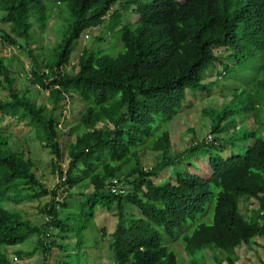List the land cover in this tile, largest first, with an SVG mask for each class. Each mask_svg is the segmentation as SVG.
<instances>
[{"label":"trees","instance_id":"trees-1","mask_svg":"<svg viewBox=\"0 0 264 264\" xmlns=\"http://www.w3.org/2000/svg\"><path fill=\"white\" fill-rule=\"evenodd\" d=\"M0 11V23L10 27L6 31L0 25V43L28 52L33 64L28 82L35 86L20 93L11 68L16 56H0V87L9 94L0 99V119L28 118L32 129L44 135L39 142L50 150L52 172L58 174L57 185L48 188L33 171L30 155L0 136V249L37 235L33 252L43 254V264L55 247L66 253V261L58 264H69L72 245L82 247L83 232L103 202L118 218L109 234L115 264H178L159 227L176 238L177 230L207 212L206 203H214L215 197L213 223L201 222L185 235V250L193 254L211 245L232 253L228 264H240L235 249L264 236V136L244 132L241 140L253 139L244 155L225 157L216 133L226 129L221 125L227 112L213 118L212 142H199L190 130L191 138L181 146L169 123L185 105L191 106L189 92L212 93L232 64L241 65L256 46H264V0H0ZM66 12L72 20L61 31L54 57L42 63L35 35L48 28L55 14ZM101 26L98 45L85 47L69 68L77 40L87 29ZM107 34L112 38L104 47ZM116 34L123 49L105 52L113 48ZM212 66H219L215 80L205 83L203 74ZM43 90L49 92L47 101L38 104ZM75 99L84 105L78 119L71 108ZM212 109H203L210 121ZM188 133L183 129L179 134L185 139ZM146 151L158 156L153 166L140 161ZM200 154L209 159V179L191 171L200 165L193 159ZM169 166L176 179L158 182ZM79 185L92 187V192H80L75 201L66 186ZM23 196L51 197L40 207L41 226L20 209L5 206ZM242 198L256 199L260 210L247 218ZM130 206L142 215L128 213ZM12 263L0 251V264Z\"/></svg>","mask_w":264,"mask_h":264},{"label":"rangeland","instance_id":"rangeland-1","mask_svg":"<svg viewBox=\"0 0 264 264\" xmlns=\"http://www.w3.org/2000/svg\"><path fill=\"white\" fill-rule=\"evenodd\" d=\"M62 11H67V9L65 8ZM3 14L4 11H0V18ZM71 20L72 18L69 12H66L60 16L55 14L51 18L48 28L43 32H38V34L35 35L37 38V40L34 42L36 50L35 53L38 55L39 60L42 63L44 61L50 60L51 56L52 58L54 57L53 53L55 51V46L60 42L61 35L66 30V28H68ZM0 25L4 30H10L8 24L0 23ZM102 28L103 27L101 26L97 29L91 30V38L88 40H85L83 37L77 40L73 51L74 54L72 53L71 59L72 62H74L72 64L75 65V63H77V57L82 53L85 47L98 45L99 41L96 39V35L100 33ZM106 36H108V38L102 44L104 47L108 45V42H110V39L112 38V35L107 34ZM112 47L113 48L111 50H103L105 52L118 53L121 49H123L124 46L119 34H116V36L113 37ZM256 48L258 50L254 53V55L248 60L242 62L241 65L232 64L228 75L224 77L222 81L216 82L211 88V91H213L212 93L206 94L199 92H189L188 100L192 103L191 106L185 105L180 111L179 115L176 116L177 119H175V123L179 124L178 128L181 126L184 130L187 129L189 135H191L190 130H193L196 134V139L201 141L206 137L207 132L211 130L210 125L213 121V118L218 120V118L223 115V112H227L229 116L221 125L226 128L224 131H222L224 133H216L218 136H220L222 143L225 145L224 146L222 144V154L225 157H229L230 153L244 155L246 148L253 142L252 137L247 138V140L240 139L244 132H252L255 130L256 135L264 136L262 133V129L264 127V46H256ZM57 51H59V49H56V52ZM2 55L6 57L16 56L15 60L12 62L11 68L13 77L15 78V87L17 90L22 93L27 89L34 88L35 86H32L28 82L31 68L33 66L28 52L17 47H9L0 43V56ZM218 67L219 66H212L206 70L203 74V82H208L211 77L214 81V75L217 73ZM219 91H221L223 96H227L223 97L219 95ZM48 94V91H41L37 97L38 104L46 103ZM8 97V92L0 87V99ZM224 98L229 100L222 101ZM73 104L74 119H78L81 115V112L84 110V105L79 99H75ZM206 106H211L213 108L210 111L212 113L211 121L210 118L206 117L203 113V109ZM191 113L192 117L190 116ZM180 119L189 120L190 125L185 127V122H183V120L178 123ZM28 120V118L18 120L14 117H6L3 120L0 119V136L6 139L12 147H16V149L19 151L28 153V156L30 155L31 159L36 165V169H33V171H36L38 177L44 181L48 188L55 187L58 183V174H54L52 172L50 162L51 152L49 149L44 148L39 142L41 141L39 138L44 139L45 137L43 134L38 135L36 128L33 127L32 129V126L28 124ZM178 132L179 129H175L173 131V135L176 134L175 141L176 143L181 144V146H184L189 138L187 137L182 139ZM72 140L75 139L72 137ZM139 156L140 161L142 158V162L145 166H153L158 161V156L154 155L150 151H146L143 156ZM66 157H68V154ZM193 159L200 160L199 171H202L201 175L207 179L211 178L212 170L209 164L206 163V161H208L207 155L205 156V154H200L199 156H195ZM170 167L171 166H169L165 170L166 172L161 175V178H165H162V180L160 178L156 179L158 182H165L164 180L175 179L172 176ZM167 174L168 177H170L169 179L166 178ZM67 188L69 189V194H73V199L75 201L79 200L80 192L89 194L92 191V187L86 188V186L80 185L74 187L66 186V189ZM25 193L28 192L26 191ZM69 194L68 192L66 193L65 190V196H68ZM50 198V196H41L24 200L23 196L21 197L22 200L19 202L13 200L11 202H6L5 206L9 209H20L26 213V215L33 221L35 225L41 226L44 221V215L40 212V207L44 206L45 203L50 200ZM213 201L214 203L211 202L212 205H210L211 203H209V201L206 203V205L209 207L207 212L197 215L195 220H188V222L185 223L182 228L177 230V239L167 236L164 228L159 227V231L163 234L164 243L169 245V247L179 256L178 264H217L218 262L221 264H228L227 257L233 256L232 253L211 245L205 246L202 250L194 251L193 254H187L185 251L183 245L184 236L193 233L198 224L201 222H206L209 224L213 223L215 197L213 198ZM73 202L74 201H72V203ZM67 205L68 211H71V205L69 203H67ZM250 209L252 208H249L248 205H244L242 207V211L246 213L248 217L251 213ZM126 211L128 213L132 212L137 216L142 215L141 211L135 206H130ZM114 212L115 209L108 210V205L100 202L96 208L93 219L89 222L88 227L83 232L82 247L78 248L75 245H72V250H70V252H72V260L69 264H113V261L111 260L112 254L110 247L112 237L109 236V234L115 230L118 224V218L116 215H114ZM204 216H206V218H203ZM69 224L73 225V222H70ZM103 230H106V233H108L107 237L104 236ZM37 237V235H34L23 244L5 246L2 248V250L0 249V251L1 253L8 255L10 260L12 258L16 264H43V254L41 252H33V247L36 244ZM69 241L70 243L73 242L71 239ZM105 246L106 248H104ZM258 247L260 248L259 251L258 248L252 246V250H254L257 260L260 256L264 257V243H260V245L258 243ZM102 249H104L106 252L107 257H95L94 254L90 256L92 252L98 253ZM18 250L21 252V256H19L18 253H15ZM30 252L32 254L28 255ZM65 254V252H61L55 247L48 256L46 264H58L59 262L66 261ZM15 256L18 257V261L14 260ZM91 257L95 259L99 258L101 259V262H91ZM14 262L12 264H15ZM257 263L258 262H255L252 260V258L246 256L245 254H243L240 262V264Z\"/></svg>","mask_w":264,"mask_h":264},{"label":"clouds","instance_id":"clouds-1","mask_svg":"<svg viewBox=\"0 0 264 264\" xmlns=\"http://www.w3.org/2000/svg\"><path fill=\"white\" fill-rule=\"evenodd\" d=\"M94 29H97V28H91V29H87L83 34H82V37L85 39V40H88V39H90L91 38V35H90V31L91 30H94ZM77 62H78V59H77ZM72 63H74V62H72V59H71V63H70V66H69V68H71L72 66H74V64H72ZM77 63H75V65H76ZM71 108H73V107H71ZM183 109V108H182ZM181 109V110H182ZM180 110V111H181ZM180 113V112H179ZM182 114V113H181ZM179 115V114H178ZM176 118V117H175ZM60 125H61V123H60ZM61 128V127H60ZM210 128H211V125H210ZM178 133H180V132H178ZM171 134V133H170ZM209 136H212L213 137V135H212V131L210 130V131H208L207 132V134H206V137L203 139V140H201V141H199V142H212V139H209ZM187 137L190 139L191 138V135H187ZM66 145L67 144H65V146L63 147V150H64V152H65V155H67V149H66ZM230 155H231V153H230ZM208 159V158H207ZM209 160V159H208ZM65 162H63V166L64 167H66L68 164H69V157H66L65 156V160H64ZM206 163H208L209 164V161H206ZM210 166V165H209ZM198 167L197 166H195L193 169H191V171L192 172H194V173H196L197 174V172H200V171H195L194 169H197ZM212 174H213V171H212ZM172 176H173V174H172ZM201 176V175H200ZM174 177V176H173ZM203 177V176H202ZM166 178H170V177H168V174L166 175ZM175 178V177H174ZM203 178H205V177H203ZM161 180H162V178H160ZM176 179V178H175ZM175 179H172L173 181L175 180ZM207 179V178H206ZM165 181V180H164ZM161 182H163V181H161ZM92 192V191H91ZM90 192V193H91ZM111 192H113L112 191V189H111ZM114 193V192H113ZM242 204V205H241ZM244 205H248V207L249 208H252V209H250L251 210V213H250V215H249V217L247 216V214H246V216H247V218H250L251 216H252V214H253V210H260V206H259V203H258V201L256 200V199H254V198H242L241 199V203H240V208H241V211H242V207L244 206ZM243 212V211H242ZM244 213V212H243ZM260 214L261 215H263L264 214V212L263 211H260ZM110 236V235H109ZM107 237V236H106ZM264 236H262V237H260V235H259V237L258 236H256V237H254V238H252L251 239V241L248 243V244H246V243H244L241 247H238V248H236L235 249V252L236 251H238V249L239 248H245V250H247L248 249V247L252 250V246L253 247H256V248H258V251L260 250V248L258 247V243H259V245H260V243H264V238H263ZM255 239H257V240H255ZM263 239V240H262ZM259 240H260V242H259ZM70 242V241H69ZM252 244V245H251ZM106 245V244H105ZM184 245V244H183ZM185 248V247H184ZM186 251V250H185ZM252 251H254V250H252ZM18 252H20L19 250L17 251V252H15V253H18ZM21 253V252H20ZM27 254V253H26ZM111 254H112V252H111ZM187 254H188V252H187ZM237 254V253H236ZM243 254H244V252L242 251V253H241V251H240V256L241 257H239V259L240 258H242V256H243ZM179 255H180V253H179ZM254 256H255V253L253 254ZM20 256V255H19ZM90 256H91V254H90ZM254 256H252V257H250V258H252V260H254L255 262H258L257 264H264V257L263 256H260L259 258H258V260L256 259V257H254ZM230 257V256H229ZM113 258V257H112ZM227 259H228V257H227ZM14 260H17L18 261V257L17 256H15L14 257ZM112 261H113V264H115V262H114V259H111ZM178 260H179V256H178ZM11 261L12 262H14L13 261V259L11 258ZM91 262H93V260H90ZM240 261V260H239ZM238 262V261H237ZM15 263V262H14ZM16 264V263H15Z\"/></svg>","mask_w":264,"mask_h":264},{"label":"crops","instance_id":"crops-1","mask_svg":"<svg viewBox=\"0 0 264 264\" xmlns=\"http://www.w3.org/2000/svg\"><path fill=\"white\" fill-rule=\"evenodd\" d=\"M175 119H177V117L175 118ZM173 120L172 122H170V133H171V136L173 137V136H175V135H173V131L175 130V129H179V132H181V131H183V128L180 126V128L182 129H180V128H178V125L179 124H177V123H175V121L176 120ZM183 119H180L179 121H178V123H180L181 121H182ZM183 122H185V127H187L188 125H190V122H189V120H187V119H184L183 120ZM184 127V128H185ZM189 135V134H188ZM192 135V134H191ZM199 161V160H198ZM198 167V169H194V170H196V172L197 171H199V167H200V165L199 166H197ZM201 172L202 171H200V172H197V174H199V175H201ZM202 176V175H201ZM263 240V239H262ZM104 248H106V246L104 247ZM240 251H241V253H242V251L244 252V254L246 255V256H248V257H252V256H254L253 254H254V251H252L249 247H248V249L247 250H245V248L243 247V248H239L238 249V251H236V253H237V255L239 256V257H241L240 256ZM92 254H94L95 255V257H98V256H100L101 258H103V257H107V255H106V252L104 251V249H102L101 251H99L98 253H95V252H92L91 253V255ZM255 257V256H254ZM111 259H113L112 258V256H111ZM90 260H93V261H99V262H101V259H99V258H90ZM238 260H240V262H241V258L240 259H238Z\"/></svg>","mask_w":264,"mask_h":264},{"label":"built area","instance_id":"built-area-1","mask_svg":"<svg viewBox=\"0 0 264 264\" xmlns=\"http://www.w3.org/2000/svg\"><path fill=\"white\" fill-rule=\"evenodd\" d=\"M60 127H61V125H60ZM209 139H213V137L212 136H209ZM116 190V187H114L113 189H112V191L114 192Z\"/></svg>","mask_w":264,"mask_h":264}]
</instances>
